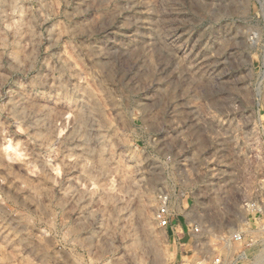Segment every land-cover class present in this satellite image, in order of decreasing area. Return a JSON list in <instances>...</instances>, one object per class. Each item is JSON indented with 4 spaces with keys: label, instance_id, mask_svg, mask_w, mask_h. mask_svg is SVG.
Masks as SVG:
<instances>
[{
    "label": "rangeland",
    "instance_id": "obj_1",
    "mask_svg": "<svg viewBox=\"0 0 264 264\" xmlns=\"http://www.w3.org/2000/svg\"><path fill=\"white\" fill-rule=\"evenodd\" d=\"M255 206L264 0H0V264H180L188 214L210 259Z\"/></svg>",
    "mask_w": 264,
    "mask_h": 264
},
{
    "label": "built area",
    "instance_id": "obj_2",
    "mask_svg": "<svg viewBox=\"0 0 264 264\" xmlns=\"http://www.w3.org/2000/svg\"><path fill=\"white\" fill-rule=\"evenodd\" d=\"M214 178L213 184H217V180H219L220 177L215 176ZM250 213L256 216L255 222L257 225L255 235H247L244 231L233 233L227 241L225 249L210 259L207 255L200 254L196 249L197 246L201 244L202 239H204L203 223L192 218L190 214L186 215L185 222L188 224L187 233L188 236L190 235V241H192V244H190V250L193 253V258L187 256L180 264H242L244 261L248 264L247 261H251L254 258L255 260H261L262 262L264 260V250L260 249L259 253H256L255 251L253 253L251 250L255 249L257 246H264V220H262L264 211L258 206H255V209H252ZM256 214H259V218ZM173 216V208L168 205H163L158 211V221L161 227L169 229L174 228L172 225ZM173 233L174 242H179L181 244V240L183 239L182 233ZM189 252L190 251L188 250L187 255Z\"/></svg>",
    "mask_w": 264,
    "mask_h": 264
}]
</instances>
